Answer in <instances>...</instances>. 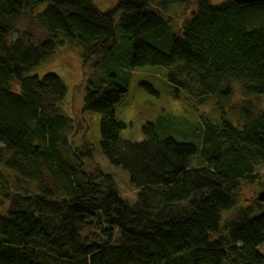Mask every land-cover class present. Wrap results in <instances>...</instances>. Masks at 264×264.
Here are the masks:
<instances>
[{"label": "trees", "instance_id": "obj_1", "mask_svg": "<svg viewBox=\"0 0 264 264\" xmlns=\"http://www.w3.org/2000/svg\"><path fill=\"white\" fill-rule=\"evenodd\" d=\"M28 14L40 41L17 32ZM66 44L104 66L82 93V115L101 116L99 150L77 143L84 120L67 115L64 81L40 74ZM147 67L212 100L218 119L190 123L183 140L152 124L142 141L122 139L116 106ZM262 95L264 1L119 0L103 12L92 0H0V264H264ZM247 186L258 194L240 207Z\"/></svg>", "mask_w": 264, "mask_h": 264}, {"label": "rangeland", "instance_id": "obj_2", "mask_svg": "<svg viewBox=\"0 0 264 264\" xmlns=\"http://www.w3.org/2000/svg\"><path fill=\"white\" fill-rule=\"evenodd\" d=\"M92 2L103 12L115 8L119 0H92ZM213 4H221L225 0H211ZM44 9V7H42ZM185 8L178 6L171 11L173 15L183 14ZM183 12V13H182ZM191 10H188L189 17ZM117 23L119 18H116ZM31 32L36 41L45 38V29L36 21L34 15H26L18 24L17 32ZM120 32L118 31V34ZM57 57L50 61L44 68L46 74L48 72L55 73L60 77L68 87V98L66 102L67 115H74L81 120L82 128L79 133L80 139L77 143H83L84 140L89 141L95 147L100 149V121L101 116L84 112L82 115V93L84 92V84L87 78H91L92 73L96 71V78L106 76L104 66L94 69L93 65L99 61L95 56L90 66H85L81 56L82 50L72 47L68 44L59 48ZM122 52H120L121 54ZM169 69L163 67H147L137 69L132 74L129 83V92L124 99L116 106V117L118 120L126 123L127 127L122 132L121 137L124 140L139 142L144 139L143 127L147 124L157 126L161 136L172 135L177 140H183L188 134L190 123L200 122L201 117L218 119L217 111L214 103L209 99H202L196 102L194 97L187 95L183 90L173 86L167 80ZM94 75V74H93ZM142 84H150L158 95L149 94L141 89ZM179 93V94H178ZM239 98L242 96L239 94ZM260 103L257 105L264 110V95L259 97ZM200 102V103H199ZM237 103L234 102V105ZM82 115V119H81ZM238 115L231 112L229 118L236 122ZM4 147L0 145V150ZM87 168L90 172H95L92 163H88ZM258 192L247 186L244 188L240 199V207L246 205L248 200L256 198ZM232 214H227L226 218H230ZM264 255V244L259 248ZM224 264H230L225 262Z\"/></svg>", "mask_w": 264, "mask_h": 264}, {"label": "water", "instance_id": "obj_3", "mask_svg": "<svg viewBox=\"0 0 264 264\" xmlns=\"http://www.w3.org/2000/svg\"><path fill=\"white\" fill-rule=\"evenodd\" d=\"M232 1L240 3V4H251V3H256V2H262L264 0H232ZM258 200L264 203V191L259 193Z\"/></svg>", "mask_w": 264, "mask_h": 264}]
</instances>
